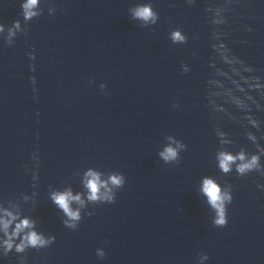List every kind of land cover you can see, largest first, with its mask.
Returning <instances> with one entry per match:
<instances>
[{
    "label": "clouds",
    "instance_id": "1",
    "mask_svg": "<svg viewBox=\"0 0 264 264\" xmlns=\"http://www.w3.org/2000/svg\"><path fill=\"white\" fill-rule=\"evenodd\" d=\"M188 7H195L197 0H184ZM43 4V6H42ZM170 7H176L171 4ZM47 11L48 16L55 17L57 12H63L58 8L54 0H22L21 3V20H15L10 26L0 23V40L8 47L14 46L18 36L28 37L29 25L32 21L39 19ZM128 14L131 20L136 21L139 27L155 31V27L160 21V14L154 8L152 0H142L128 8ZM203 12L208 18L211 27L210 39L211 48L221 61L227 64L235 77L239 79L232 80V88L226 89L224 85L210 78L208 81L209 90L207 93V102L212 110L209 118L215 121L218 115H223L232 121H246L249 128L255 129L256 132L245 129L243 135L254 146L255 151L249 152L245 147H240L238 151H232L231 147L235 141L230 134L223 130L219 125L214 124L213 130L218 141V148L215 152V166L218 171L224 175H230L235 172L240 178H246L255 173L264 178V145L260 140H264V127L262 122L253 111H264V77L256 75L257 69L247 64L243 59L236 56L229 48L225 41L229 37L226 28L230 25L233 18L241 25V31L246 33L254 32L252 24L248 20H256L258 17L251 9V0H208L203 8ZM199 37L187 35L183 28L176 26L170 29L168 39L174 46L187 45L191 40ZM242 44H250L247 39L241 40ZM29 60V69L35 72L36 59L35 49L27 53ZM195 56L196 52L193 51ZM215 57H213V61ZM181 71L188 74L191 69L187 63L181 64ZM209 67L215 68V63H210ZM33 85V93H36V77H29ZM89 85L94 84V79L88 81ZM213 86L218 87L221 91L213 90ZM100 89L104 91L107 85L101 83ZM255 93V95H253ZM104 94L108 93L104 91ZM223 96L227 103L232 104L240 113L236 115L229 111L222 104L218 103L214 97ZM172 108L181 110L182 106L178 101L173 102ZM38 115V113H37ZM256 133H260L259 137ZM39 139V133L36 136ZM165 144L158 151L157 155L165 165H179L181 162V153L186 152L188 146L174 135L164 137ZM33 164H25V172L31 171L33 188L39 178L38 168L40 165L39 151L30 154ZM93 170L91 168L84 171L81 184L85 190L84 193L77 192L74 194L71 187L64 189L48 186V198L50 202L62 214V224L65 228L76 231L84 216L92 217L95 215V208L99 205L113 204L116 201L117 192L126 184L125 176L119 171H112L107 174ZM256 187L264 193V184L257 183ZM199 194L205 198V202L212 213V225L215 228H225L229 223L228 209L233 203V185L225 182L223 185L218 182L214 176L205 175L201 177ZM37 193L35 190L31 195L20 194L15 199H0V258H6L12 254L17 257V264H28L27 253L30 250L40 251L51 247L56 237L47 235L39 229V218L25 214V206L30 205L34 210L37 204ZM89 205L92 206L89 210ZM105 241V244H108ZM95 255L98 259L103 260L106 256L104 248H97ZM209 259L207 253H198L196 264H204Z\"/></svg>",
    "mask_w": 264,
    "mask_h": 264
}]
</instances>
